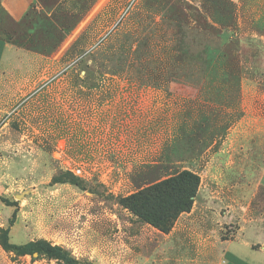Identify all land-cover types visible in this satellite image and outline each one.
I'll return each instance as SVG.
<instances>
[{
	"label": "rangeland",
	"instance_id": "obj_1",
	"mask_svg": "<svg viewBox=\"0 0 264 264\" xmlns=\"http://www.w3.org/2000/svg\"><path fill=\"white\" fill-rule=\"evenodd\" d=\"M249 1L220 37V0H64L32 51L5 54L0 197L14 204L0 201V233L85 264H211L198 258L211 242L260 234L264 190L220 179L264 155V35L250 25L264 5ZM12 28L0 10V36ZM181 170L200 185L167 235L120 205ZM67 171L83 188L54 181ZM0 264L63 263L0 247Z\"/></svg>",
	"mask_w": 264,
	"mask_h": 264
},
{
	"label": "crops",
	"instance_id": "obj_2",
	"mask_svg": "<svg viewBox=\"0 0 264 264\" xmlns=\"http://www.w3.org/2000/svg\"><path fill=\"white\" fill-rule=\"evenodd\" d=\"M63 1L0 0V10L13 23V28L8 35L10 38L0 36V74L2 73V62L5 54L32 51V47L37 45L40 37L48 34L54 28V13ZM249 3L250 5L253 3L256 5L263 3L264 5V0H250ZM225 4L230 6L225 8ZM237 9H240L239 0H220V19H224V15L226 16L225 19L229 17L225 22H223L225 19L220 20V35H226L228 30L233 29L234 26L237 28V24L235 25ZM257 15L255 18H251L252 21L250 22V25L255 27L253 38H258L257 35H264V10L259 11ZM250 131L253 132V129ZM254 135L256 138V133ZM249 138L251 140L250 136ZM252 144H256V139ZM233 165L235 167L226 168V172L220 173V179L247 181L248 185L253 183L255 186L253 189L256 192L264 190V155L258 156V153L254 151L249 159L239 160ZM222 166L220 163V169ZM223 168L225 169V166ZM230 173L233 176L228 175ZM189 213H185V215ZM253 218L246 220L250 221ZM204 250V256H198V258L203 257L207 261H213L210 262L211 264H264V228L260 234L247 235L239 226L231 239L213 241ZM200 253L202 254V250L197 251V254Z\"/></svg>",
	"mask_w": 264,
	"mask_h": 264
},
{
	"label": "trees",
	"instance_id": "obj_3",
	"mask_svg": "<svg viewBox=\"0 0 264 264\" xmlns=\"http://www.w3.org/2000/svg\"><path fill=\"white\" fill-rule=\"evenodd\" d=\"M225 36L228 34L220 35V37ZM86 55L79 56L75 64L79 66L83 59L88 56ZM94 67H92L93 74L100 76L102 72L99 67L96 68L97 71ZM85 68L88 69L86 66ZM54 181L83 188V181L68 171L58 174ZM199 185L200 177L196 173L190 170H181L161 180L144 185L137 191L121 198L119 203L138 220L166 235L172 230L179 216L191 211ZM0 201L7 206L14 204L3 197H0ZM0 247L16 256L31 257L33 254H37L58 260L63 264H85L76 260L60 246L52 245L44 240L32 241L22 245L13 244L9 240L7 229L0 233Z\"/></svg>",
	"mask_w": 264,
	"mask_h": 264
}]
</instances>
